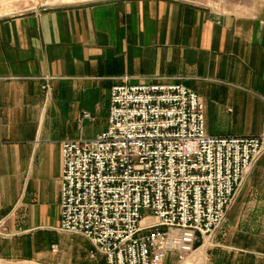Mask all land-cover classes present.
<instances>
[{
    "label": "crops",
    "instance_id": "1",
    "mask_svg": "<svg viewBox=\"0 0 264 264\" xmlns=\"http://www.w3.org/2000/svg\"><path fill=\"white\" fill-rule=\"evenodd\" d=\"M126 79L199 95L209 136H262L264 20L176 0L1 20V261L108 264L84 237L60 231L61 146L108 128L111 90ZM205 252L204 264H264V155Z\"/></svg>",
    "mask_w": 264,
    "mask_h": 264
},
{
    "label": "built area",
    "instance_id": "2",
    "mask_svg": "<svg viewBox=\"0 0 264 264\" xmlns=\"http://www.w3.org/2000/svg\"><path fill=\"white\" fill-rule=\"evenodd\" d=\"M61 148L60 231L84 237L108 264H164L226 222L264 135L209 136L199 95L126 79L111 90L108 128Z\"/></svg>",
    "mask_w": 264,
    "mask_h": 264
},
{
    "label": "water",
    "instance_id": "3",
    "mask_svg": "<svg viewBox=\"0 0 264 264\" xmlns=\"http://www.w3.org/2000/svg\"><path fill=\"white\" fill-rule=\"evenodd\" d=\"M118 0H0V21L28 13ZM206 7L217 15L264 20V0H176Z\"/></svg>",
    "mask_w": 264,
    "mask_h": 264
},
{
    "label": "rangeland",
    "instance_id": "4",
    "mask_svg": "<svg viewBox=\"0 0 264 264\" xmlns=\"http://www.w3.org/2000/svg\"><path fill=\"white\" fill-rule=\"evenodd\" d=\"M210 245H211V239H210V242H208V241L205 242V245L203 244V241H202L200 244L195 246V250H194V252H192L193 254L192 253L189 254L187 257L184 258V260H180V258H178L177 255H171L166 260V262L164 264H204V262H205L204 261V255L206 254L205 249H203V251H202V249L200 251H198V250L204 246H206L208 248ZM0 264H13V263L3 262L0 260Z\"/></svg>",
    "mask_w": 264,
    "mask_h": 264
},
{
    "label": "bare ground",
    "instance_id": "5",
    "mask_svg": "<svg viewBox=\"0 0 264 264\" xmlns=\"http://www.w3.org/2000/svg\"><path fill=\"white\" fill-rule=\"evenodd\" d=\"M146 222H148V221H145L144 224H145ZM207 241L210 242V239L207 238V239H206V242H207ZM204 245H205V244H204ZM204 247H205V248H204ZM204 247H201L198 251H200L201 249H202V251H203V249H206V246H204ZM192 254H193V253H192Z\"/></svg>",
    "mask_w": 264,
    "mask_h": 264
},
{
    "label": "trees",
    "instance_id": "6",
    "mask_svg": "<svg viewBox=\"0 0 264 264\" xmlns=\"http://www.w3.org/2000/svg\"><path fill=\"white\" fill-rule=\"evenodd\" d=\"M197 245H198V244H197ZM197 245H196V246H197Z\"/></svg>",
    "mask_w": 264,
    "mask_h": 264
}]
</instances>
